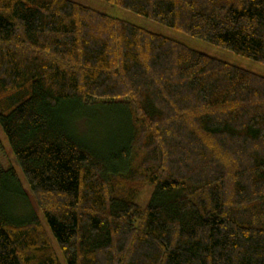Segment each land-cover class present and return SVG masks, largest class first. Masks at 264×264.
Instances as JSON below:
<instances>
[{
	"label": "trees",
	"instance_id": "obj_1",
	"mask_svg": "<svg viewBox=\"0 0 264 264\" xmlns=\"http://www.w3.org/2000/svg\"><path fill=\"white\" fill-rule=\"evenodd\" d=\"M105 1L264 64V0ZM98 116L99 146L74 126ZM0 125L66 264H264V76L75 0H0ZM24 199L0 164V264H59Z\"/></svg>",
	"mask_w": 264,
	"mask_h": 264
},
{
	"label": "rangeland",
	"instance_id": "obj_2",
	"mask_svg": "<svg viewBox=\"0 0 264 264\" xmlns=\"http://www.w3.org/2000/svg\"><path fill=\"white\" fill-rule=\"evenodd\" d=\"M75 1L79 2L80 4L89 6L91 8H96L97 10L105 12L114 18H119L126 22L128 21L129 23L137 27L140 26L142 28H145L149 31L151 30L160 35L162 34L166 37L174 38L182 43L184 42L191 48L197 49L205 54L207 53L208 55L216 59L217 58L222 59L223 61L227 63H231L238 67H242L244 69L257 73L262 77L264 76V64L263 63L261 64L253 59H249L241 55H237L231 52L230 50H226L219 46H215L207 41H203L196 37H191L184 32H180L173 28L166 27L161 23L159 24L139 14L136 15L127 9L125 10L121 7L114 6L105 0L104 1L103 0H75ZM87 111H90V110L87 109ZM91 116L96 117L95 114ZM104 116H105V113H104ZM99 120L102 124H99ZM74 126L80 134L82 135L85 134V138L86 137L89 138L90 141L93 142V144L97 146H99V144L105 145L106 144L105 140H107V142L109 140L106 138L107 137L113 138L115 135L114 129H112V126L109 124L106 118L103 120V118L99 117L98 119L94 120L93 124H88V121L85 122L84 120L78 118L76 119ZM105 133L107 137H105ZM129 158H130L129 159L130 165H132L134 161L136 160V158L132 154H130ZM0 164L3 167L8 166L9 168L13 167L15 169L17 176L20 179V182L24 189V192H25V199H24L25 201L23 203L24 207L21 208L18 214L19 215L34 214L40 219L41 222H43L45 230L49 237L50 243H52L55 253L57 254L59 264H66L63 254H61L58 248V245L55 242L54 236L52 232L50 231L48 224L46 223V221H44L43 215L41 211H39L38 209L36 200H34V197L32 196L30 189H28L26 179L23 177L21 168L19 167L15 157L13 156L12 149L10 145L8 144L6 135L2 131L1 125H0ZM151 190H152L151 187H146V189L140 192L136 200L137 204H139L140 206L144 205L146 200L151 195L150 194Z\"/></svg>",
	"mask_w": 264,
	"mask_h": 264
}]
</instances>
